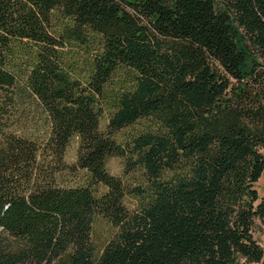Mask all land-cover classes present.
<instances>
[{
  "label": "trees",
  "instance_id": "trees-1",
  "mask_svg": "<svg viewBox=\"0 0 264 264\" xmlns=\"http://www.w3.org/2000/svg\"><path fill=\"white\" fill-rule=\"evenodd\" d=\"M263 173L264 0H0V264H264Z\"/></svg>",
  "mask_w": 264,
  "mask_h": 264
},
{
  "label": "rangeland",
  "instance_id": "rangeland-1",
  "mask_svg": "<svg viewBox=\"0 0 264 264\" xmlns=\"http://www.w3.org/2000/svg\"><path fill=\"white\" fill-rule=\"evenodd\" d=\"M25 112L31 114L32 116L30 118L34 117L33 119H37L39 115L43 114L41 111H36V112L29 111L28 106L25 107ZM105 122L106 120H103V124H102L103 126ZM78 143H79V138L78 136H75L67 148V152H66L67 162L72 163L73 161L76 160ZM107 165L112 173L114 174L123 173V169H124L123 157L119 155H112L108 158ZM75 176L76 175L73 173L68 174V178L70 181L75 180ZM76 177L77 179H79V176ZM257 185L259 187V190L262 193H264V173L258 180ZM126 202L132 208L137 204V199L134 196H128L126 198ZM114 231H115V226L107 217H105L104 215L96 216L93 223V239L98 249H101L105 245V243L109 240V238L112 236ZM257 237L264 247V226L257 231Z\"/></svg>",
  "mask_w": 264,
  "mask_h": 264
}]
</instances>
